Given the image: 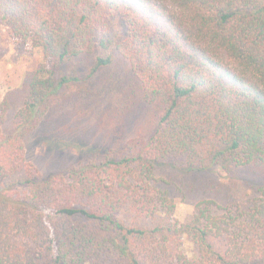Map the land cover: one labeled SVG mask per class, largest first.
<instances>
[{
    "label": "trees",
    "instance_id": "obj_1",
    "mask_svg": "<svg viewBox=\"0 0 264 264\" xmlns=\"http://www.w3.org/2000/svg\"><path fill=\"white\" fill-rule=\"evenodd\" d=\"M0 17L46 61L0 104V264H264V0H0ZM51 111L73 129L50 147L90 156L42 174L26 146Z\"/></svg>",
    "mask_w": 264,
    "mask_h": 264
},
{
    "label": "rangeland",
    "instance_id": "obj_2",
    "mask_svg": "<svg viewBox=\"0 0 264 264\" xmlns=\"http://www.w3.org/2000/svg\"><path fill=\"white\" fill-rule=\"evenodd\" d=\"M113 32L114 34L118 33L115 29ZM43 63H46V61L41 49L33 48L29 43L21 44L12 36L6 22L2 21L0 17V104L8 93L21 90L27 81L28 74L34 72ZM126 67V63L119 57H116L115 64L109 69L122 74ZM98 86V84L93 87L91 86L95 98L86 105L91 112L78 125L79 129L76 131L84 137L85 144L87 145L92 144V140L96 135V123H100L103 114V112H98L97 110H93L95 111L94 113L92 112ZM56 114L57 112L54 111L49 113L48 117L41 124L40 131L37 134H32L26 146V160L32 163L42 174L66 171L71 165L84 162L90 156L89 153H85L87 151L84 153L80 152L72 144H69L67 147H58V142H54L50 147L48 141L50 137H63L67 139L73 129V126L68 124L69 120L60 119L58 115L53 117ZM141 123L143 124L142 121ZM11 127V115H9L3 128L10 130ZM131 130L133 129L131 128ZM239 187L237 193L243 200L253 196L254 190L248 185L241 183ZM172 194L175 203L174 217L182 223L186 222L193 213V207L182 200L181 195L177 192L173 191ZM120 218L126 223L133 222L131 217L126 218L121 215ZM183 250L188 257L191 258L193 256V245L186 238H184Z\"/></svg>",
    "mask_w": 264,
    "mask_h": 264
}]
</instances>
